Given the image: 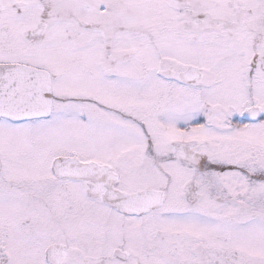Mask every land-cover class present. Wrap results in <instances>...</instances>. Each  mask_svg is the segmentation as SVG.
I'll list each match as a JSON object with an SVG mask.
<instances>
[{"label": "snow or ice", "instance_id": "snow-or-ice-1", "mask_svg": "<svg viewBox=\"0 0 264 264\" xmlns=\"http://www.w3.org/2000/svg\"><path fill=\"white\" fill-rule=\"evenodd\" d=\"M0 264H264V0H0Z\"/></svg>", "mask_w": 264, "mask_h": 264}]
</instances>
